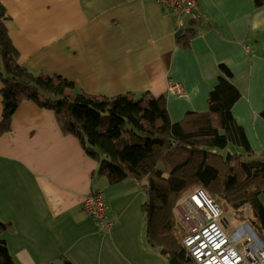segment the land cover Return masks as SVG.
I'll use <instances>...</instances> for the list:
<instances>
[{
  "label": "crops",
  "instance_id": "obj_1",
  "mask_svg": "<svg viewBox=\"0 0 264 264\" xmlns=\"http://www.w3.org/2000/svg\"><path fill=\"white\" fill-rule=\"evenodd\" d=\"M11 18L19 61L60 74L90 94L150 91L167 97L173 122L206 111L226 64L242 95L232 110L256 151H264V5L254 0H198L203 17L169 13L157 0H0ZM186 48L176 42L193 24ZM182 84L186 96L169 90ZM0 79V118L2 114ZM101 192L114 223L101 229L82 200ZM147 193L134 181L110 183L80 140L62 131L53 110L24 100L0 134L2 237L16 264H169L147 237ZM166 257V258H165Z\"/></svg>",
  "mask_w": 264,
  "mask_h": 264
},
{
  "label": "trees",
  "instance_id": "obj_2",
  "mask_svg": "<svg viewBox=\"0 0 264 264\" xmlns=\"http://www.w3.org/2000/svg\"><path fill=\"white\" fill-rule=\"evenodd\" d=\"M254 2L256 7L264 5V0ZM10 18L0 1V134L11 130L13 115L24 100L53 110L62 131L80 140L110 183L134 181L147 193L143 210L148 240L182 264L198 263L183 244L185 232L177 223L174 206L198 186L225 210L249 206L252 229L264 243V152L252 148L234 117L232 108L242 93L226 64H220L208 109L188 111L173 122L165 94H90L60 74L29 70L19 61L7 26ZM196 32L193 23L176 34V42L188 48ZM260 114L264 118V108ZM229 143L243 147L245 154L231 151L232 161H226ZM14 230L12 223L0 218V264H16L2 237ZM52 264L74 263L63 256Z\"/></svg>",
  "mask_w": 264,
  "mask_h": 264
},
{
  "label": "built area",
  "instance_id": "obj_3",
  "mask_svg": "<svg viewBox=\"0 0 264 264\" xmlns=\"http://www.w3.org/2000/svg\"><path fill=\"white\" fill-rule=\"evenodd\" d=\"M166 11L182 17L201 19L198 0H157ZM169 90L178 97L186 96L179 82L170 83ZM83 209L94 218L101 229H111L114 223L108 216V203L104 195L91 192L82 200ZM223 209L204 187L194 188L176 206V216L185 236L183 244L198 264H264V244L245 224L229 233V222ZM226 222L227 227L224 225Z\"/></svg>",
  "mask_w": 264,
  "mask_h": 264
},
{
  "label": "rangeland",
  "instance_id": "obj_4",
  "mask_svg": "<svg viewBox=\"0 0 264 264\" xmlns=\"http://www.w3.org/2000/svg\"><path fill=\"white\" fill-rule=\"evenodd\" d=\"M232 151L233 153H239V154H242V155H244L245 154V150H244V148L243 147H241V146H238V145H236V144H233V143H229V145H228V147H227V149L225 150V153L227 152V151ZM260 152V151H259ZM262 152H264V151H262ZM261 152V153H262ZM245 157V156H244ZM243 157V158H244ZM198 187H201V186H198ZM196 188V187H195ZM193 190V189H192ZM191 190V191H192ZM190 191V192H191ZM189 192V193H190ZM188 192L186 193V194H184L183 195V197H181V199L175 204V206H174V212H175V215H176V206L178 205V203H180L188 194H189ZM262 197V200L264 201V194L261 196ZM224 206V205H223ZM223 206H221L220 205V207L222 208ZM225 209H226V207H224ZM224 208H222L223 209V212H224V214H223V217L229 222V229H228V231H229V233L231 232V231H234L236 228H238L239 226H243V225H245V224H249V226L250 227H252V224H251V220H250V218H251V216H252V211H251V208L249 207V206H245V207H241L239 210H234V209H231V210H225ZM176 220H177V216H176ZM177 223H178V225H179V227L183 230V228H182V226H181V224L178 222V220H177ZM184 231V230H183ZM231 234V233H230ZM159 247V246H158ZM161 249H159V248H157L158 249V252H160V254H161V251H162V249H164V248H162V247H160ZM166 250V249H165ZM162 255V254H161ZM166 255H168V252H167V254ZM165 255V256H166ZM163 256V255H162ZM164 257V256H163ZM166 258V257H165ZM168 259L170 260V258L168 257ZM169 260H168V262H169ZM169 264H170V262H169Z\"/></svg>",
  "mask_w": 264,
  "mask_h": 264
},
{
  "label": "water",
  "instance_id": "obj_5",
  "mask_svg": "<svg viewBox=\"0 0 264 264\" xmlns=\"http://www.w3.org/2000/svg\"><path fill=\"white\" fill-rule=\"evenodd\" d=\"M181 32H182V29H180V30L178 31V33H181ZM225 158H226V161L231 162V161H232V158H233V153H232L231 151L228 150V151L226 152ZM232 169H234L233 166H232ZM232 178H233V176H232V175H229V179L231 180ZM224 225L227 227L226 222H224ZM248 226H249V225H248ZM252 231H253V229H252ZM253 232H254V231H253ZM254 234H255V232H254ZM255 235H256V234H255ZM256 236H257V235H256ZM257 238L259 239V241H260L262 244H264V243L262 242V240H261L258 236H257ZM161 253L164 254V255H166V254H167V250L162 249ZM169 262H170V264H182L181 261L178 260L177 257L170 258ZM186 264H190V263H186Z\"/></svg>",
  "mask_w": 264,
  "mask_h": 264
}]
</instances>
